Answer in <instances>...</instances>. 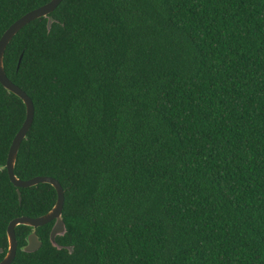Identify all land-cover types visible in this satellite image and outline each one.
<instances>
[{"label": "trees", "instance_id": "16d2710c", "mask_svg": "<svg viewBox=\"0 0 264 264\" xmlns=\"http://www.w3.org/2000/svg\"><path fill=\"white\" fill-rule=\"evenodd\" d=\"M48 1L0 0V36ZM3 68L34 106L14 173L59 181L66 228L16 226L10 264H264V0H61ZM24 118L0 84V260L56 200L8 177Z\"/></svg>", "mask_w": 264, "mask_h": 264}, {"label": "water", "instance_id": "95a60500", "mask_svg": "<svg viewBox=\"0 0 264 264\" xmlns=\"http://www.w3.org/2000/svg\"><path fill=\"white\" fill-rule=\"evenodd\" d=\"M61 2V0H49L47 3L34 8L14 22H12L0 36V84L7 90L19 97L25 105V118L15 133L11 144L8 149V154L5 162V167L7 169L8 177L11 183L16 187L18 201H21V192L19 188H25L34 186L38 183H48L55 189L56 200L52 208L43 215L37 217H28V216H18L11 219L6 228V237H7V250L4 257L0 260V264H10L17 250V240L15 237V228L18 225H26L32 228L31 232L26 236V244L21 247V250L24 252H34L41 246V240L35 233V229L39 226H42L48 222L54 220L52 228L49 234V240L51 244L57 248L60 246L57 245L55 237L57 235H63L66 231L65 224L62 217V208L64 203V191L59 181L50 176H34L32 178L21 180L16 177L14 173V165L16 161L17 152L19 146L24 138H26L27 132L29 131L34 117V106L31 98L22 90L18 85L14 84L6 75L3 68V55L7 44L10 42L12 37L26 24L30 21L40 18L47 17ZM51 18L48 17L47 27L50 28ZM21 61V55L18 59V64ZM3 250L0 249V253Z\"/></svg>", "mask_w": 264, "mask_h": 264}, {"label": "flooded vegetation", "instance_id": "af4514ba", "mask_svg": "<svg viewBox=\"0 0 264 264\" xmlns=\"http://www.w3.org/2000/svg\"><path fill=\"white\" fill-rule=\"evenodd\" d=\"M0 249H1V248H0ZM6 250H7V249H6ZM5 253H6V252H5ZM4 255H5V254H4ZM4 255H3V257H4ZM3 257H2V258H3ZM2 258H1V259H2Z\"/></svg>", "mask_w": 264, "mask_h": 264}]
</instances>
